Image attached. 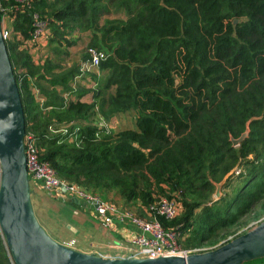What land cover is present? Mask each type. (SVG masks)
Returning <instances> with one entry per match:
<instances>
[{
	"label": "trees",
	"instance_id": "1",
	"mask_svg": "<svg viewBox=\"0 0 264 264\" xmlns=\"http://www.w3.org/2000/svg\"><path fill=\"white\" fill-rule=\"evenodd\" d=\"M33 8L48 21V52L65 54L66 36L87 32L88 47L106 54L87 104L76 99L82 89L61 96L77 64L54 71L49 56L35 63L14 36L5 41L24 132L58 177L126 207L177 197L179 213L157 219L183 236L181 247L212 243L254 207L264 213V0H33ZM12 14V31L28 38L26 12ZM97 101L105 118L132 110L134 127L75 124ZM61 123L65 132L48 130ZM0 264H12L1 234Z\"/></svg>",
	"mask_w": 264,
	"mask_h": 264
},
{
	"label": "water",
	"instance_id": "2",
	"mask_svg": "<svg viewBox=\"0 0 264 264\" xmlns=\"http://www.w3.org/2000/svg\"><path fill=\"white\" fill-rule=\"evenodd\" d=\"M23 133L19 93L0 35V234L12 264H241L264 257V219L212 249L186 256H101L57 243L41 228L31 208ZM219 186L215 184L214 199Z\"/></svg>",
	"mask_w": 264,
	"mask_h": 264
},
{
	"label": "built area",
	"instance_id": "3",
	"mask_svg": "<svg viewBox=\"0 0 264 264\" xmlns=\"http://www.w3.org/2000/svg\"><path fill=\"white\" fill-rule=\"evenodd\" d=\"M12 11L26 12L30 25L28 38L24 39L12 31L11 22L14 17ZM0 35L4 43L14 36L20 42V47L28 52L35 63L42 61L45 56H49V52L47 51V40L50 35L48 21L46 17L40 15L33 8V0H14L13 9L0 7ZM85 53V58L79 61L77 72L69 82L70 91L62 92L61 94L64 100L76 98L74 92L76 91L77 84H83L87 89H94L96 86V81L93 79L89 80L88 76L98 73L99 62L105 58L106 54L103 50L95 47H87ZM31 92L33 93L34 99L41 104L43 97L39 95L37 89L32 87ZM76 99L87 104L93 101L90 92H86ZM94 105L92 109L97 110ZM90 118L87 120L90 121ZM87 120L80 122L83 125H87ZM113 121L115 122L114 116L109 121L101 120L97 128L113 131ZM68 125L62 123L58 126L51 125L48 127V130L52 133H63L66 131L65 127ZM72 135L71 138L73 139L74 134ZM22 144L27 176L34 180L50 197L63 201L68 198L77 200L85 209L91 211L92 215L107 229L113 230V222L116 221L120 224L132 225L134 231L130 242L136 247L133 252L135 256L147 258L173 255L186 256L187 254L199 253L216 247H181L178 243L181 234L175 228L164 227L160 224L157 219L158 216L165 219H172L179 213L180 205L177 197H168L161 194L156 195L147 206H142L141 208H139L138 202L135 206L142 211V214H139L138 211L136 212L130 207L110 202L101 197L97 192L87 190L78 184L65 181L58 177L54 169L46 161L40 159L41 149L36 145L34 137L30 132L23 133ZM257 224L258 222L253 227ZM235 236L237 234L229 236L220 244Z\"/></svg>",
	"mask_w": 264,
	"mask_h": 264
},
{
	"label": "rangeland",
	"instance_id": "4",
	"mask_svg": "<svg viewBox=\"0 0 264 264\" xmlns=\"http://www.w3.org/2000/svg\"><path fill=\"white\" fill-rule=\"evenodd\" d=\"M66 39L72 40L73 43L67 46L65 45V49H63L65 51V54H53L51 53L49 48L50 61L60 66L54 71H58L61 68L69 67L72 64L78 65L79 61L82 59L83 54L85 53L86 48L88 47L87 32H74L72 35L66 36ZM88 79L92 80L91 75L88 76ZM81 89L85 90V93L90 92L93 95L96 86L94 89H87L84 87L83 84H77L76 90ZM97 104L98 101L97 103L95 102L94 105L96 106L97 110H94L92 108L90 109V114L88 115L87 119L89 120L91 116L92 118H90V121L86 119L87 125L88 122H90V125L97 127L99 121H109L111 117L114 116L115 122H112V126H114L113 131L134 127V112L132 110L125 111L122 113H116L108 118H105L99 114ZM75 124L83 125L82 122H77ZM28 184L30 190L29 198L33 214L41 228L44 230V232L57 243L62 244L75 251L87 254L89 252L101 256L104 254H125L126 251L129 250L127 242H122L120 247L115 246L114 244L109 242L107 246L96 245L98 247H92L89 244V239H97L96 237H99V235H101L100 230L90 235L89 228L92 227V224L88 222L89 218L86 215L87 212H84L82 210L83 206L77 200H71L70 198L64 201L60 199H54L50 197L42 188H40L38 184L34 182V180L29 177ZM216 184L221 185L222 181ZM221 192L222 189L219 186L218 196ZM213 193L212 198H214ZM115 200L117 201V199ZM130 208L135 210L136 212L138 211L139 214H142V211L138 209L135 205H132ZM257 208L258 207H254L251 212L243 216L239 220V222L231 228L222 229L218 231L213 237V242H204L203 246H217L218 244L226 240L229 236H233L236 234L239 235L243 232L250 230L255 223H259L261 220L264 219V213L258 216L255 215V211L257 210ZM113 237H115L114 239H116L115 234L113 235ZM181 237L183 236L181 235ZM241 264H264V257L247 261Z\"/></svg>",
	"mask_w": 264,
	"mask_h": 264
},
{
	"label": "crops",
	"instance_id": "5",
	"mask_svg": "<svg viewBox=\"0 0 264 264\" xmlns=\"http://www.w3.org/2000/svg\"><path fill=\"white\" fill-rule=\"evenodd\" d=\"M83 94H85V92L82 93V95ZM115 199H117V198H115ZM71 200H73V199H71ZM114 201H115L114 203H116V204H121V202L118 199H117V201L116 200H114ZM82 210L84 212H87L86 215L89 218L88 222L92 224V227L89 228L90 235H92L94 232L100 230V234L101 235H99V237L96 235L97 236L96 237L97 239H95V240H93L92 238L89 239V244L92 247H98L96 245H104V246H107L108 242L114 244L115 246H119L120 247V245H121L122 242H127L128 243L129 250L126 251L125 254H118V255L117 254H115V255H110V254H106L105 255L104 254V256H123V255H127V254H131V255L135 256L133 254V252L136 249V247L130 242V238L133 235V231H134V227L132 225H130V224H120V223H118L116 221V222H113L114 223V226H112V229L113 230L111 231L110 229H107L106 227L102 226L100 224V222L98 221V219L95 218L92 215V212L91 211H89L88 209H85L84 207H82ZM114 234L116 235V239L117 240L114 239L115 238V237H113ZM120 240H121V242H120Z\"/></svg>",
	"mask_w": 264,
	"mask_h": 264
}]
</instances>
